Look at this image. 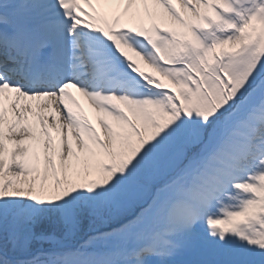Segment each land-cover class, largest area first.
Masks as SVG:
<instances>
[{
    "label": "snow or ice",
    "instance_id": "obj_1",
    "mask_svg": "<svg viewBox=\"0 0 264 264\" xmlns=\"http://www.w3.org/2000/svg\"><path fill=\"white\" fill-rule=\"evenodd\" d=\"M0 264H264V0H0Z\"/></svg>",
    "mask_w": 264,
    "mask_h": 264
},
{
    "label": "bare ground",
    "instance_id": "obj_2",
    "mask_svg": "<svg viewBox=\"0 0 264 264\" xmlns=\"http://www.w3.org/2000/svg\"><path fill=\"white\" fill-rule=\"evenodd\" d=\"M104 6L107 7V9H106V10H107V11H106L107 13L102 12V14H103L104 16L108 17V18H111V16L113 15V13L116 12L117 10H118L121 14H123V12H122V10H123L122 5H121L120 9L118 8V5H104ZM99 7H101V5H100ZM136 7H141V6H134V8H136ZM151 7H152V9H153V13H154V17H155V22L158 23V24L160 25V27L163 28V27H166V26H172V25L170 24V22H167L166 20H164V19H166V18H165L164 15H163V10H162V9H159L158 6H151ZM176 7L179 8L180 5L177 4ZM151 22H152L151 20H149V21H147V22H141V23L138 24V26H145V27H147V26H150ZM140 63H141L142 70L147 71V72H152V70H151L150 68H148L146 65H144L143 62H140ZM153 74L156 75V76L158 77V79H160L163 83L166 81V78L160 76L159 73H153ZM78 94H81V93L78 92ZM81 95H82V94H81ZM75 98L78 99V96L75 95ZM80 98H81V97H80ZM6 99H8V101H6V102H8L9 104L5 103V108L8 109V108H9V105H10L11 102H12V100L9 99V98H6ZM45 99H46V98H45ZM81 99L86 101V102H85L86 105L83 104L82 107H79V108H78V110L81 109V108H84V107H85L86 111H84V110L82 109L83 113H84L86 116H88L89 118H94L95 121H97V118H98L99 116L97 115L95 108L90 104V102L88 101V99H87L86 97H84L83 95H82V98H81ZM21 103H22V104H29V105H31V107H32V111L29 113V118H30V120H32L33 122H35V116L33 115V113H35V112H41V111H42V113H43L45 116L53 115V114H50V113H51V112H50V109H41V108L39 107V105H40L41 103H43V100H41V101H34V103H32V101H30V100H24V99L22 98V99H21ZM78 104H79V106H80L82 103L79 102ZM7 106H8V107H7ZM99 115H100V114H99ZM11 119H12L11 112L8 111V112L6 113V116H5V127H6V128H7V123H8V121L11 120ZM34 134H35L37 137H39V127H38V126L36 127V129H35V133H34ZM57 139H58V138H57ZM57 139H56V142L58 141ZM5 142H6L5 144H6V149H7V150H11V149L14 147V144L9 143L7 140H6ZM28 142H29V140L26 141V144H28ZM31 143L34 144V147H35L34 149L40 151V153H41V160H42V146L38 144V141H37V140H31Z\"/></svg>",
    "mask_w": 264,
    "mask_h": 264
},
{
    "label": "rangeland",
    "instance_id": "obj_3",
    "mask_svg": "<svg viewBox=\"0 0 264 264\" xmlns=\"http://www.w3.org/2000/svg\"><path fill=\"white\" fill-rule=\"evenodd\" d=\"M169 82V81H168ZM169 85H170V87L169 88H172L173 86L171 85V83L169 82Z\"/></svg>",
    "mask_w": 264,
    "mask_h": 264
}]
</instances>
